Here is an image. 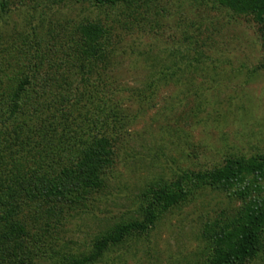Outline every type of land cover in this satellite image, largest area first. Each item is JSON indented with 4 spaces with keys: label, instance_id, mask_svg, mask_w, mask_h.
<instances>
[{
    "label": "rangeland",
    "instance_id": "1",
    "mask_svg": "<svg viewBox=\"0 0 264 264\" xmlns=\"http://www.w3.org/2000/svg\"><path fill=\"white\" fill-rule=\"evenodd\" d=\"M5 5L0 62L15 58L14 48L33 38L43 50L52 46L55 51L59 45L51 31L60 34L66 24L102 16L79 0H6ZM147 5V12L139 7L134 16L138 29L118 30L120 45L129 50L113 72L115 85L104 89L126 118L108 186L79 212L59 215L54 207L49 216L41 212L45 220L39 225L26 222L28 233L47 246L44 264L87 256L102 233L143 222L148 188L181 183L185 175L194 179L233 157H264V69L258 68L264 65V28L215 0H152ZM154 58L166 80L155 84L146 104H137L147 76L160 70L157 62L152 67ZM250 184L264 186V181L248 177L226 191H197L194 200L166 213L147 236L127 238L98 264H209L243 214L245 204L236 192ZM248 264H264V250Z\"/></svg>",
    "mask_w": 264,
    "mask_h": 264
},
{
    "label": "trees",
    "instance_id": "2",
    "mask_svg": "<svg viewBox=\"0 0 264 264\" xmlns=\"http://www.w3.org/2000/svg\"><path fill=\"white\" fill-rule=\"evenodd\" d=\"M79 1L90 3L102 16L66 24L60 34L51 31V40L59 45L55 51L52 46L43 50L33 38L14 48L13 60L0 62V264H34L38 259L44 264L47 246L39 235L28 233L26 222L39 225L45 220L41 212L49 216L54 207L59 215L81 211L92 195L104 192L116 166L118 132L126 118L104 89L115 85L113 72L129 50L120 45L118 30L138 29L134 16L139 7L147 12L152 0ZM5 2L0 0V13ZM215 2L264 28V0ZM111 12L122 18H113ZM159 61L152 60V67L157 62L160 70L147 76L149 83L137 104H146L145 96L155 84L165 82ZM215 169L194 179L185 175L171 186L146 189L143 222L102 233L89 255L67 264L100 263L127 238L147 236L166 213L194 200L197 191H226L248 177L264 181V157H233ZM236 195L245 204L243 214L209 264H248L264 250V186L250 184Z\"/></svg>",
    "mask_w": 264,
    "mask_h": 264
}]
</instances>
